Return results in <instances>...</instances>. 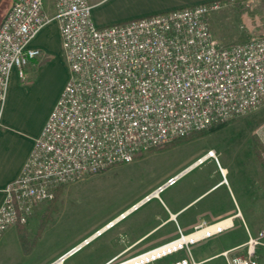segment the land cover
Wrapping results in <instances>:
<instances>
[{"label":"built area","instance_id":"built-area-1","mask_svg":"<svg viewBox=\"0 0 264 264\" xmlns=\"http://www.w3.org/2000/svg\"><path fill=\"white\" fill-rule=\"evenodd\" d=\"M53 2L70 75L20 176L5 189L0 237L11 225L26 223L36 205L54 198L59 185L129 163L139 153L264 103V34L220 46L207 19L221 7L219 1L102 27L95 25L88 0ZM50 20L43 0H14L0 22V128L12 73L17 69L26 79V65L40 54L30 42ZM210 157L218 163L209 150L193 166ZM183 174L168 178L131 211L159 198ZM236 218H243L239 211L212 224H197L190 233L179 228L171 241L105 264H157L181 251L184 257L166 264H199L190 246L234 228ZM246 228V242L235 248L243 253L223 251L225 264H264V226L255 233ZM90 239L48 264H63Z\"/></svg>","mask_w":264,"mask_h":264},{"label":"rangeland","instance_id":"rangeland-1","mask_svg":"<svg viewBox=\"0 0 264 264\" xmlns=\"http://www.w3.org/2000/svg\"><path fill=\"white\" fill-rule=\"evenodd\" d=\"M13 1L1 0L0 22ZM252 1L220 0L221 7L209 12L208 23L220 46L230 47L247 41L254 34H264V0H255L254 4ZM43 3L47 17L54 19L56 9L53 0H43ZM135 8L133 0H116L108 2L104 12L109 18H118ZM59 85L60 77L56 73L45 88L38 90L40 111L45 110ZM260 149L264 164V103L255 111L212 125L200 134L142 152L129 163H118L96 173L83 174L65 183L55 202H45L35 211L36 223L30 225L31 233L23 235L30 253L25 257L12 254L11 243L6 242L4 253L0 252V264L54 262L98 231L97 236L65 259L63 264H100L114 250L151 226L154 222L152 215L160 211L156 205L158 199L151 200L134 214H126L109 228L103 229L104 226L164 184L169 177L183 171L185 173L176 186L167 188L160 195L169 204L170 196L178 191L177 205L181 207L193 196L201 194L183 210V218L211 223L234 211H239L243 217V220H235L233 229L192 244L193 258L199 261L242 243L247 239L244 223L251 231L264 226V167L257 152ZM209 150L215 152L218 163L210 158L192 166ZM221 167L226 169V173L223 171L227 185L217 188L218 184L203 193L222 178ZM23 242L20 240L19 243ZM183 255L186 253L181 251L167 259ZM225 263V258L218 255L202 264Z\"/></svg>","mask_w":264,"mask_h":264},{"label":"crops","instance_id":"crops-1","mask_svg":"<svg viewBox=\"0 0 264 264\" xmlns=\"http://www.w3.org/2000/svg\"><path fill=\"white\" fill-rule=\"evenodd\" d=\"M88 1L92 5V19L95 25L98 27H102L178 8H184L201 3H208L211 1L220 0H133L136 8L131 12H128L118 18H109L104 12L106 4L110 1L116 0ZM30 47L39 49L40 54L36 58L30 60L29 63L26 65L25 80H22L19 77L17 69L13 71L3 114L2 126L0 128V205L3 202L5 196V189L7 188V186L20 176L23 167L32 151L35 139L39 136L48 118V115L54 108L70 75L69 66L62 45L60 24L56 19L50 20L40 30L36 37L30 42ZM56 73H58L60 77L59 88L53 93L49 102H47L45 110L40 111V98L38 97L40 91L38 90L42 87L45 88V86L48 85L50 79H52L53 75ZM175 142L172 141V143L169 145H172ZM166 146H168V144ZM221 168L224 169L226 173V169L223 167ZM183 172L185 173V171ZM220 172L222 178L217 183L208 187L203 193L214 189L218 184H220V186L217 188L227 185V181H224V175L221 170ZM176 184L170 187H174L176 186ZM178 194L179 192L176 191L174 195L170 196L169 204H166L160 196L159 198H153L158 199L159 203L157 202L156 205L158 206V209H160V211L152 215L154 222L151 224V226L145 228L143 233L134 237L133 240H131L121 248L114 250L109 255V257L101 261L100 264H105L115 257H118L119 259L132 257L153 247L171 241L178 237L179 228L182 230L183 233H190L194 230L197 224H212L223 218L229 217L235 214V212H237L234 211L233 213H229L218 220H214L211 223H206V221H202L200 219H196L195 221L187 220V218H183V214L185 212L183 210L187 208L190 204H192L201 194L198 196H193V198L189 200L188 203L181 207H178L177 205ZM150 201L144 203L136 210L131 211V208L134 205L133 204L124 214H128V216L134 214L142 207L146 206V204H148ZM45 202L49 201H43L35 206L32 214L28 217L26 223L11 225L3 232L0 237L1 253H4V244L6 242L8 243L9 241L11 243L10 251H12V254H16L17 256L22 255L23 257H25L26 254L30 253L29 248H26L27 240L24 238L23 235L27 236V234L31 233L32 229L30 228V225L36 223L37 220L35 219L36 217H34L33 214ZM121 218L122 217L120 215L111 223H114ZM106 225L103 229L109 228L106 227ZM246 226L247 224L244 223L248 238ZM248 229L250 230L249 227ZM258 230L250 231L252 233H255ZM91 238H93V236H91ZM16 240L18 241L17 244ZM20 240H22V242L24 241L23 244L19 243ZM246 240L242 243L228 247L219 253H216L210 257L204 258L197 262L199 264H202L207 260L214 259L218 255H221V253L226 250H231L233 254H241L243 253V250L235 248L245 243ZM184 256L185 255L179 256L177 258L171 257L169 259H167V257L166 260L165 258L161 259L157 264H166L170 261H174ZM48 263L50 262H47L46 264Z\"/></svg>","mask_w":264,"mask_h":264},{"label":"trees","instance_id":"trees-1","mask_svg":"<svg viewBox=\"0 0 264 264\" xmlns=\"http://www.w3.org/2000/svg\"><path fill=\"white\" fill-rule=\"evenodd\" d=\"M237 1V0H236ZM202 132H204V130L203 131H200V132H197V133H194V134H200V133H202ZM193 135V134H192ZM180 139H182V138H180ZM180 139H177V140H175V141H178V140H180ZM174 141V142H175ZM172 143V142H171ZM171 143H169V144H171ZM168 144V145H169ZM166 146V145H165ZM162 147H164V146H162ZM261 147V146H260ZM158 148H161V147H158ZM258 152V158H259V160H260V163H262V166L264 167V164H263V160H262V158H261V156H260V154H261V149H260V151H257ZM63 186H64V184H62V185H59L56 189H55V195H54V198L52 199V200H49V202H55L57 199H58V197L60 196V194H61V192H62V189H63Z\"/></svg>","mask_w":264,"mask_h":264},{"label":"bare ground","instance_id":"bare-ground-1","mask_svg":"<svg viewBox=\"0 0 264 264\" xmlns=\"http://www.w3.org/2000/svg\"><path fill=\"white\" fill-rule=\"evenodd\" d=\"M121 217H122V215H121ZM113 223H111V225H112ZM111 225H107L106 227H110Z\"/></svg>","mask_w":264,"mask_h":264},{"label":"water","instance_id":"water-1","mask_svg":"<svg viewBox=\"0 0 264 264\" xmlns=\"http://www.w3.org/2000/svg\"><path fill=\"white\" fill-rule=\"evenodd\" d=\"M0 2H1V0H0Z\"/></svg>","mask_w":264,"mask_h":264}]
</instances>
